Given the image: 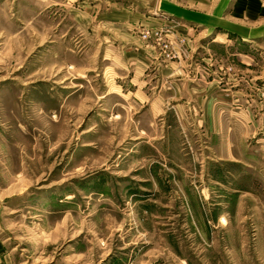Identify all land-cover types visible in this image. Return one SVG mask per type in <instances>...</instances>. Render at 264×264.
I'll return each instance as SVG.
<instances>
[{
	"label": "rangeland",
	"instance_id": "rangeland-1",
	"mask_svg": "<svg viewBox=\"0 0 264 264\" xmlns=\"http://www.w3.org/2000/svg\"><path fill=\"white\" fill-rule=\"evenodd\" d=\"M0 264H264V0H0Z\"/></svg>",
	"mask_w": 264,
	"mask_h": 264
},
{
	"label": "crops",
	"instance_id": "crops-1",
	"mask_svg": "<svg viewBox=\"0 0 264 264\" xmlns=\"http://www.w3.org/2000/svg\"><path fill=\"white\" fill-rule=\"evenodd\" d=\"M218 12L214 11L215 15L212 17L213 20L215 19L217 14H219ZM175 16H177L180 21H183L184 24L191 27L190 29L196 30V28L197 29L199 28V29L211 31V30H213V28H220L224 31L234 33L238 37H240V43L238 42L239 46H243L242 43L246 44L248 42V41H245V39H242V36H244V35H241V34L237 33V31L235 32L232 29L226 28L227 27L226 23H222V22L219 23L218 22L217 25H213L214 23L211 22V20H212L211 18H198V17L192 16V15H183V14H177ZM222 36L224 37L223 34H222ZM246 36H244V37H246ZM218 37L220 38V36H218ZM247 37H249V36H247ZM213 41H215V40H213ZM220 41H221V38H220ZM220 41H218V42H220Z\"/></svg>",
	"mask_w": 264,
	"mask_h": 264
},
{
	"label": "bare ground",
	"instance_id": "bare-ground-1",
	"mask_svg": "<svg viewBox=\"0 0 264 264\" xmlns=\"http://www.w3.org/2000/svg\"><path fill=\"white\" fill-rule=\"evenodd\" d=\"M215 41H216V42L220 41V38H219V37H217V38L215 39Z\"/></svg>",
	"mask_w": 264,
	"mask_h": 264
}]
</instances>
